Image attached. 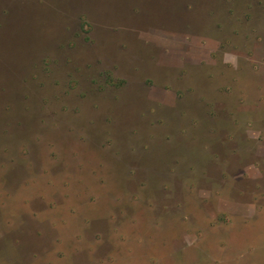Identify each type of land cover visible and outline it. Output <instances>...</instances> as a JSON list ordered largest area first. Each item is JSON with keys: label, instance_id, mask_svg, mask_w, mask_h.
I'll return each mask as SVG.
<instances>
[{"label": "rangeland", "instance_id": "rangeland-1", "mask_svg": "<svg viewBox=\"0 0 264 264\" xmlns=\"http://www.w3.org/2000/svg\"><path fill=\"white\" fill-rule=\"evenodd\" d=\"M0 264H264V0H0Z\"/></svg>", "mask_w": 264, "mask_h": 264}]
</instances>
